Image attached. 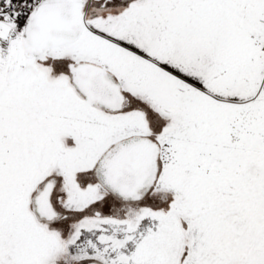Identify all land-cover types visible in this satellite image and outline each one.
Instances as JSON below:
<instances>
[{
	"label": "snow or ice",
	"instance_id": "1",
	"mask_svg": "<svg viewBox=\"0 0 264 264\" xmlns=\"http://www.w3.org/2000/svg\"><path fill=\"white\" fill-rule=\"evenodd\" d=\"M0 264H264V0H0Z\"/></svg>",
	"mask_w": 264,
	"mask_h": 264
}]
</instances>
